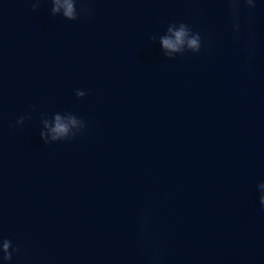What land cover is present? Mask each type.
Here are the masks:
<instances>
[{
	"label": "water",
	"instance_id": "obj_1",
	"mask_svg": "<svg viewBox=\"0 0 264 264\" xmlns=\"http://www.w3.org/2000/svg\"><path fill=\"white\" fill-rule=\"evenodd\" d=\"M33 2L0 0L11 264H264V0L238 29L228 0H77L76 21ZM179 23L203 47L170 60ZM57 113L86 130L51 141Z\"/></svg>",
	"mask_w": 264,
	"mask_h": 264
},
{
	"label": "clouds",
	"instance_id": "obj_2",
	"mask_svg": "<svg viewBox=\"0 0 264 264\" xmlns=\"http://www.w3.org/2000/svg\"><path fill=\"white\" fill-rule=\"evenodd\" d=\"M52 9L51 14L55 17L58 13L63 10V15L69 21H76L79 19V15L76 14V4L77 0H51ZM247 4L249 9H255L256 4H252L251 0H243ZM41 3V0H34L32 4V11H37ZM230 4L231 11L233 14L234 21L237 24V29L239 27V5L241 0H228ZM160 43L165 50V55L171 60L175 59L176 56H183L186 52L193 54H199L203 47L202 37L198 32L193 31V29L185 24H170L167 28V34L160 36ZM152 40H156V36L152 37ZM86 93L82 90L76 91V96L78 98H84ZM26 119H31L28 117H21L17 120L18 125H23ZM54 123L48 118H43L42 123L45 128L49 129L51 134V141L56 142H71L72 139H67L71 128L76 127L78 124L82 127L83 131L80 133L83 134L87 128L86 122L76 116L69 114L67 120L61 117L60 114L54 115ZM41 139L45 144H49L47 138L48 134L45 132L40 133ZM261 189H264V182L259 183L258 185ZM260 203L264 206V192L260 195ZM2 241V249H0V259H3L7 264H11L14 255L20 253L19 247H14L13 243L9 239H0ZM153 264H158V257L153 258Z\"/></svg>",
	"mask_w": 264,
	"mask_h": 264
}]
</instances>
